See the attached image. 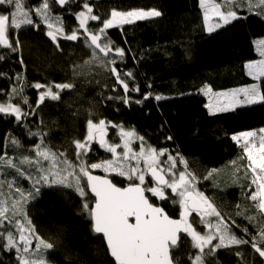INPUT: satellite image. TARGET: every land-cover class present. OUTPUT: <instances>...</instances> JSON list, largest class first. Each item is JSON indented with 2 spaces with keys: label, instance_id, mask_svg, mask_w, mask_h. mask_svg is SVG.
Instances as JSON below:
<instances>
[{
  "label": "snow or ice",
  "instance_id": "obj_1",
  "mask_svg": "<svg viewBox=\"0 0 264 264\" xmlns=\"http://www.w3.org/2000/svg\"><path fill=\"white\" fill-rule=\"evenodd\" d=\"M73 2L38 0L32 6L29 0H0V8L4 9L0 11V62L6 59L5 51L19 53L22 47L19 31L25 27L36 31L45 27V35L58 50L61 40L84 45L89 56L72 66V77L85 78L99 70L114 81L111 92L123 93L109 95L108 100H118L130 107L133 103L142 106L150 99H166L150 91L141 93L134 72L120 67L126 62L128 52L108 36L111 29L122 30L126 25L159 18L163 13L156 7L128 10L114 7L102 17L94 14L90 0H83L79 5L81 10L72 13L78 24L68 32L64 17L54 14V7L64 9ZM199 7L208 33L242 18V11L264 17V0H199ZM254 45L259 58L244 65L253 83L220 93H212L208 85L202 89L205 95L225 98L223 104L206 105L210 114L264 103V39L255 40ZM20 63L23 65L22 57ZM0 78H5L4 74L0 73ZM14 79L9 90H0V96L4 97L0 100V117L13 119L17 126L26 129L27 137L38 138L39 142L26 149L10 134L0 142V256H12L14 264H51L48 256L54 244L36 232L26 206L39 196L42 188H63L80 198L81 211L88 216L91 231L102 236L113 264H181V258L175 255L181 244L192 250L186 257L188 264H208L218 251L233 246H249L264 260V224L258 225L253 233L222 213L199 189V178L179 152L174 155L167 148L158 149L134 128L126 129L122 123L103 118L95 120L94 113H89L86 134L82 140L72 142L74 159H69L67 150H53L46 143L48 133L33 131L28 121L46 100L59 102L62 92L75 90V84H28L22 73L15 74ZM27 88L38 91L35 107L25 94ZM132 93L140 94L139 98H134ZM109 128L117 130L114 139H118V143L109 139ZM231 139L242 148L243 155L239 159L247 160V164L242 165L244 178L249 179L251 173L247 199L264 216V128L243 131L232 135ZM94 145L110 154V158L89 162ZM231 164L233 175H237L241 166H237L235 160ZM96 170L104 175L94 174ZM215 172L217 170L212 169L204 179ZM21 179L31 182V190L25 192L18 186ZM121 179L126 181L123 186ZM169 202L178 211L175 217L162 206ZM246 219L251 222L255 217ZM234 229H239L242 235H237ZM235 255L243 257L239 251ZM0 264L5 262L0 260Z\"/></svg>",
  "mask_w": 264,
  "mask_h": 264
},
{
  "label": "trees",
  "instance_id": "obj_2",
  "mask_svg": "<svg viewBox=\"0 0 264 264\" xmlns=\"http://www.w3.org/2000/svg\"><path fill=\"white\" fill-rule=\"evenodd\" d=\"M37 2L29 0L32 6ZM90 2L94 14L102 17L114 7L119 10L156 7L163 13L159 18L126 25L122 30L111 29L108 36L128 52L126 62L120 67L134 72L141 93L150 91L166 99H150L142 106L133 103L130 107L118 100H108L109 95L123 93L111 92L114 81L99 70L85 78L72 77V66L89 56L84 45L61 40L58 50L45 35V27L39 31L25 27L18 33L22 44L19 53H3L6 59L0 62V73L5 78H0V90H9L17 73H22L28 84L74 83L75 90L62 92L59 102L46 100L35 117L28 121L33 131L48 133L46 143L53 150H67L68 158L74 159L72 142L82 140L86 134L89 113H94L95 120L103 118L115 124L122 123L126 129L134 128L158 149L167 148L174 155L179 152L187 160L188 168L199 178V188L218 209L235 219L241 228L248 227L254 233L258 225L264 224V216L247 199L248 189L245 186L224 188L216 173L208 179L204 177L212 169L226 168L234 160L237 164L241 162L242 148L231 137L264 127V103L210 114L206 107L208 98L202 89L208 85L213 93L254 82L244 65L259 58L254 41L264 38V17L242 11V18L208 33L203 25L199 0ZM82 3L83 0L78 3L74 0L64 9L54 7V14L64 17L66 31L77 26L72 13L80 11ZM148 84L152 87L148 88ZM25 94L35 107L38 91L27 88ZM132 96L139 98L140 94L132 93ZM3 99L0 96V100ZM9 134L18 138L26 149L36 143V138L27 137L26 129L17 126L13 119L0 117V142ZM169 136L171 140L166 139ZM115 137L111 136L113 142L118 141ZM108 157L106 152L94 147L88 159L95 162ZM94 173L104 175L98 170ZM18 183L25 192L31 190L28 182L19 180ZM125 183L121 179V186ZM162 206L170 215H178L170 202ZM26 211L36 232L54 244L48 256L51 264H113L102 237L91 231L89 218L81 211V200L73 191L42 188L39 196L27 204ZM237 212L239 216L235 215ZM246 217L255 219L249 222ZM234 230L237 235H242L239 229ZM237 251L242 252L243 257H237ZM191 252L190 247L181 244L175 255L181 258V264H188L186 257ZM0 260L14 264L12 256L7 254L0 256ZM208 264H264V260L249 246H233L218 251L216 258Z\"/></svg>",
  "mask_w": 264,
  "mask_h": 264
},
{
  "label": "rangeland",
  "instance_id": "obj_3",
  "mask_svg": "<svg viewBox=\"0 0 264 264\" xmlns=\"http://www.w3.org/2000/svg\"><path fill=\"white\" fill-rule=\"evenodd\" d=\"M35 6V5H34ZM73 9H75V7L73 8ZM4 9L3 8H0V11H3ZM215 19V18H214ZM261 39H264V38H261ZM249 85V84H248ZM243 86H246V85H243ZM243 86H239V87H243ZM239 87H235V88H239ZM231 89H234V88H229V89H223V90H217V91H213V93H220V92H227V91H229V90H231ZM207 96V98H208V104L209 103H213V104H215V103H217V102H219L220 104H223L224 102H225V98H223V97H216L215 95H206ZM210 110V109H209ZM264 128V127H263ZM112 128H109V135H110V140H111V136L113 137L114 135H116V130L115 129H112ZM260 129V128H259ZM259 129H255V130H249V131H258ZM236 134H238V133H236ZM36 140V142H39L38 141V138H36L35 139ZM119 142V140L117 141V143ZM257 146H258V143H257ZM94 147H97V148H99L98 147V145H94ZM100 150H102V149H100ZM137 150H138V147H137ZM103 151V150H102ZM105 152V151H104ZM24 154H30V153H27V152H25ZM109 157L108 158H110V154H108V153H106ZM162 159H166V157H163ZM247 164V160L246 159H244V160H241V162H238V164H237V166H241L240 167V172L237 174L238 176H239V179H237V175L235 176V175H233V171H234V169H233V165L231 164V165H227V167L226 168H230V169H226V168H220V169H218L217 170V172H215L216 173V175L218 176L217 178H221V180H222V182H223V184H222V187H224V188H227V189H229L230 187H235V186H240V187H243V186H245L247 189H248V185H249V183H250V177H251V173H249V179H246V178H244V172H245V168L242 166V165H246ZM178 167H179V165H178ZM180 170H182V168L180 169ZM98 171H100V170H98ZM102 172V171H101ZM103 173V172H102ZM22 180V179H21ZM29 184H30V186H31V182L29 181L28 182ZM18 184H20V183H18ZM20 187H22L23 189H24V187L23 186H20ZM198 187H199V185H198ZM219 187H221L220 185H219ZM200 189V188H199ZM6 191H7V189H5ZM201 190V189H200ZM254 190V189H253ZM25 191V190H24ZM201 191H203V190H201ZM203 192H205V191H203ZM205 194L207 195V193L205 192ZM253 203V202H252ZM253 206H254V203H253ZM255 207V206H254ZM193 217L194 218H197L196 217V214H193Z\"/></svg>",
  "mask_w": 264,
  "mask_h": 264
},
{
  "label": "water",
  "instance_id": "obj_4",
  "mask_svg": "<svg viewBox=\"0 0 264 264\" xmlns=\"http://www.w3.org/2000/svg\"><path fill=\"white\" fill-rule=\"evenodd\" d=\"M94 174H97V175H103V174H98V173H94ZM97 235H99V234H97ZM101 236V235H100ZM105 243V242H104ZM110 257V256H109ZM111 258V257H110Z\"/></svg>",
  "mask_w": 264,
  "mask_h": 264
},
{
  "label": "bare ground",
  "instance_id": "obj_5",
  "mask_svg": "<svg viewBox=\"0 0 264 264\" xmlns=\"http://www.w3.org/2000/svg\"><path fill=\"white\" fill-rule=\"evenodd\" d=\"M155 202V201H154ZM157 203V202H156ZM102 237V236H101ZM103 239V238H102ZM104 241V240H103ZM105 244V243H104ZM106 246V245H105Z\"/></svg>",
  "mask_w": 264,
  "mask_h": 264
}]
</instances>
